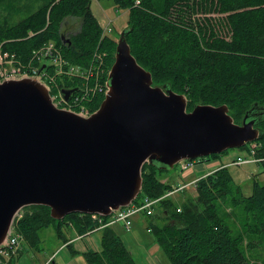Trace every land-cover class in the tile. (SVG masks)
<instances>
[{
  "label": "trees",
  "instance_id": "1",
  "mask_svg": "<svg viewBox=\"0 0 264 264\" xmlns=\"http://www.w3.org/2000/svg\"><path fill=\"white\" fill-rule=\"evenodd\" d=\"M91 1L46 0L36 12L13 25H8L7 15L0 18L1 50L27 65L34 52L54 43L69 64L82 68L92 64L94 54L104 51L109 70L117 42L104 36L99 20L92 14ZM113 2L117 10L129 11L126 40L131 54L151 72L154 85H170L173 92L185 95L189 111L199 103L228 104L230 116L239 124L247 112H264V0ZM69 18L80 19L81 26L66 38L61 29ZM71 81L60 78L57 83L69 89L76 86ZM103 99H95L93 111ZM262 118L257 125L262 132L257 141L261 144L256 153L259 158H264V115ZM210 157L218 159L219 155ZM259 163L264 168V161ZM228 169L223 166L198 180L194 199L176 204L171 198H163L158 214L148 215L147 226L169 264H252L244 242L247 235L259 236L264 242V184L255 180L252 194L246 197ZM160 171L156 166L144 165L143 188L136 204H142L144 198L165 197L174 188L159 178ZM228 203L243 206L247 215L243 233H234L227 222L229 214L223 208ZM50 215L51 209L45 206L23 209L15 231L23 236L29 249L41 251V229L50 226L65 243L69 240L65 235L68 227L79 235L100 228L102 250L83 254L87 264H138L121 236L106 225L109 218L99 216L103 218L100 224L94 215L69 214L60 221ZM156 217L164 222L157 223ZM22 253L5 263L16 264Z\"/></svg>",
  "mask_w": 264,
  "mask_h": 264
},
{
  "label": "water",
  "instance_id": "2",
  "mask_svg": "<svg viewBox=\"0 0 264 264\" xmlns=\"http://www.w3.org/2000/svg\"><path fill=\"white\" fill-rule=\"evenodd\" d=\"M126 30L116 40L107 92L89 117L57 108L37 78L0 83V247L26 207H48L57 221L76 213L108 218L138 199L145 164L164 172L262 136L264 112H247L239 124L228 104L189 111L185 95L154 85ZM76 91L64 89L65 99Z\"/></svg>",
  "mask_w": 264,
  "mask_h": 264
},
{
  "label": "rangeland",
  "instance_id": "3",
  "mask_svg": "<svg viewBox=\"0 0 264 264\" xmlns=\"http://www.w3.org/2000/svg\"><path fill=\"white\" fill-rule=\"evenodd\" d=\"M31 0H0V18L4 16H8V25H13L19 22L25 17L33 14L37 11L42 3L46 0H38V4L35 6H25L23 2ZM36 1V0H32ZM158 3H161L162 0H155ZM91 10L92 14L97 17L99 23L101 24V28H103V34L106 37L114 39V41L119 40L120 33L125 29L129 22V11L127 10H117L113 0H92L91 1ZM11 14V16H9ZM7 20V19H6ZM81 26V20L75 18H69L63 25V33L66 38H69L71 35L78 32L79 27ZM108 58L107 52H105ZM45 64H49V60L44 61ZM95 101V100H94ZM90 102L84 105L86 108H91V104L94 102ZM246 148V149H245ZM247 154V147L241 149H229L219 155L216 161L218 165H228L235 161L238 157H241ZM210 157V156H209ZM211 160V157L209 158ZM213 159V158H212ZM215 160V159H213ZM211 160V162L213 161ZM221 165V166H222ZM191 169L181 171L179 165L175 166L174 169L160 171L158 176L160 179H169V181H165L164 183H169L172 185H177V183H181L186 176V173ZM233 178L234 183L242 189L244 196L248 197L253 192L254 181L259 182L260 184H264V168L260 163H249L243 166H230L229 169ZM201 179V178H200ZM199 179V180H200ZM195 182V181H194ZM198 180L196 181V183ZM192 183V182H191ZM190 183V184H191ZM195 183V184H196ZM187 185V184H186ZM178 186V185H177ZM193 190H189L181 197L175 194L171 197V200L174 203L179 204L182 200L193 198L196 196L197 184L196 187L189 186ZM174 189V188H173ZM172 189V190H173ZM157 204L155 206V210H153V214H156L161 208H159ZM243 206L233 207L230 203L224 204L223 210L229 214L227 217V222L230 224L234 233H243L244 232V221L247 218V215L242 209ZM158 214V213H157ZM136 219V224L134 225V230L139 233L141 237V242L139 245L133 246L134 257L138 264H146L145 258L147 257V252L150 247L153 245H158L157 241L154 239V235L150 232L148 228V224L150 222V216L147 213L142 212V214L136 215L134 217ZM133 218V220H134ZM156 222L162 224L164 220L156 217ZM40 237L41 243V251H35L33 249H29L26 244H24V238L22 237V242L24 244L23 253L18 257V261L16 264H42L44 260V255L47 252L52 251V249L56 245L57 241V233L53 226H50L45 229H41ZM253 242V247H249V244ZM244 249L247 250V256L249 258V262L252 264H264V242L261 241V238L256 235H247L244 242ZM162 253V252H161ZM163 258L169 264V261L162 253ZM18 256V254L16 255ZM14 257V256H13ZM11 260V259H10ZM9 261L7 260V263ZM4 262H0V264H7ZM49 264H52L51 262Z\"/></svg>",
  "mask_w": 264,
  "mask_h": 264
},
{
  "label": "built area",
  "instance_id": "4",
  "mask_svg": "<svg viewBox=\"0 0 264 264\" xmlns=\"http://www.w3.org/2000/svg\"><path fill=\"white\" fill-rule=\"evenodd\" d=\"M62 52L56 47V44L50 43L39 51L34 52L32 61L29 64L16 62L12 56L3 52L0 48V82L5 80L22 79V78H37L40 83H43L51 92L54 105L60 109L73 111L84 117H89L93 111L86 108L84 105L94 101L96 98L105 95L107 92V75L108 68L105 63V52L94 54V61L87 68L73 66L62 56ZM12 57V58H11ZM36 60V61H35ZM49 60V64L44 61ZM68 78L76 84L77 92L71 95L69 100L65 99L63 89L57 83L59 79ZM261 148V144L257 141L250 143L247 147V154L238 157L232 163L226 165L243 166L249 163H259L264 161V158H259L256 153ZM195 160H183L179 163L181 171L192 169L195 166ZM196 181L191 184L177 186L173 190L167 192L165 197L157 200L144 198L142 204L133 203L127 208L113 212L112 216L106 225L112 226L122 223L126 231L132 230L133 218L136 215L147 213L152 215L155 206L164 198H171L175 194L183 192L189 186L196 187ZM93 218L103 224V218L94 215ZM15 225L9 230L7 241L0 247V262H7L13 256L19 254L22 250L23 242L22 235L15 231Z\"/></svg>",
  "mask_w": 264,
  "mask_h": 264
},
{
  "label": "crops",
  "instance_id": "5",
  "mask_svg": "<svg viewBox=\"0 0 264 264\" xmlns=\"http://www.w3.org/2000/svg\"><path fill=\"white\" fill-rule=\"evenodd\" d=\"M23 3L25 6H35L36 4H38V0H31L30 2L25 1ZM211 160L209 158L197 160L195 166L186 173L183 181L181 183H177V185L183 186L188 183L197 181L200 178L215 172L218 168L221 167L222 164L218 165L219 161H216L217 159L213 160L212 162ZM167 180L169 181V179H164L163 182ZM177 185L173 186L177 187ZM190 189L193 190L191 187H188L183 192H180L177 195L181 197ZM135 224L136 219L134 218L132 225L134 228ZM123 226L124 225L122 223L112 225L116 232L121 236V240H123L126 247L130 250V253H132V255L134 256L133 246L140 244L141 237L139 236V233L134 230V228H132V230L128 232ZM65 235L69 239L67 243L63 242L62 239H59L57 236L55 247L52 249V251H49L46 253V255H44L45 257L42 261V264H49L50 262L52 264H87V261L83 254L89 251L100 252L102 250L100 241L102 237V229L100 228L85 235H79L74 229L68 227L66 228ZM74 252L76 253L73 255ZM146 252V264H167V262L163 258L159 245H153Z\"/></svg>",
  "mask_w": 264,
  "mask_h": 264
},
{
  "label": "bare ground",
  "instance_id": "6",
  "mask_svg": "<svg viewBox=\"0 0 264 264\" xmlns=\"http://www.w3.org/2000/svg\"><path fill=\"white\" fill-rule=\"evenodd\" d=\"M22 212H23V210H21V211L18 213V215L16 216V219H15V222H14L13 226L15 225V223L17 222V220L20 218V216H22ZM97 216H99V215H97ZM101 217H102V216H101Z\"/></svg>",
  "mask_w": 264,
  "mask_h": 264
}]
</instances>
